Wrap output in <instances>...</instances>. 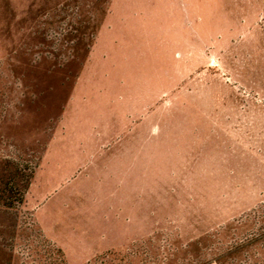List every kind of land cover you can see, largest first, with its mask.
Returning a JSON list of instances; mask_svg holds the SVG:
<instances>
[{
	"label": "rangeland",
	"instance_id": "rangeland-1",
	"mask_svg": "<svg viewBox=\"0 0 264 264\" xmlns=\"http://www.w3.org/2000/svg\"><path fill=\"white\" fill-rule=\"evenodd\" d=\"M253 13L0 0V175L8 160L38 165L25 202L0 207V264H264V6ZM217 97L253 103L254 129H217ZM54 167L64 179L42 221L101 245L84 263L38 219Z\"/></svg>",
	"mask_w": 264,
	"mask_h": 264
},
{
	"label": "crops",
	"instance_id": "crops-1",
	"mask_svg": "<svg viewBox=\"0 0 264 264\" xmlns=\"http://www.w3.org/2000/svg\"><path fill=\"white\" fill-rule=\"evenodd\" d=\"M193 4H205L206 0H191ZM185 7V4H182ZM263 8L264 0H217V22H250L254 21V13L253 10L257 7V12L259 11V7ZM257 14V13H256ZM260 14V13H259ZM259 17L256 18L259 19ZM245 37L248 35L243 34ZM235 97V96H234ZM237 97V96H236ZM235 97V98H236ZM234 101V100H233ZM221 99L217 97V129L229 128V129H254L253 119L255 118V110L251 108V105H243L237 107L232 104H222ZM259 114L257 116L259 118L264 117V110L257 111ZM225 119V124L223 126L221 119ZM131 127H127L130 129ZM131 129H142L141 126L135 125ZM144 129H152L150 125L148 128L144 127ZM71 149L70 144H64L58 147V151ZM67 153V152H66ZM64 152L60 154H55L53 158V165L58 167L60 165H68V156ZM64 167V166H63ZM59 170L58 168H53L49 170L44 175V183L43 189L39 192V221H41V228L44 233L51 238L53 241L57 242L65 251L68 259L70 261L84 263L92 258H94L99 252H101L102 248L99 244H92L85 241L84 235L77 232L76 229H72L71 231L68 228H59L55 226V219L50 217V221L48 223L42 221V212L43 214L49 211L51 208L49 207V199L51 198L53 192L61 181L64 179V170ZM36 184V179L31 183V187H34ZM65 238H69V240H64Z\"/></svg>",
	"mask_w": 264,
	"mask_h": 264
},
{
	"label": "trees",
	"instance_id": "trees-1",
	"mask_svg": "<svg viewBox=\"0 0 264 264\" xmlns=\"http://www.w3.org/2000/svg\"><path fill=\"white\" fill-rule=\"evenodd\" d=\"M7 178L0 175V207L14 208L25 202L26 192L34 177L38 165L26 164L24 171L19 169V162L8 160Z\"/></svg>",
	"mask_w": 264,
	"mask_h": 264
}]
</instances>
